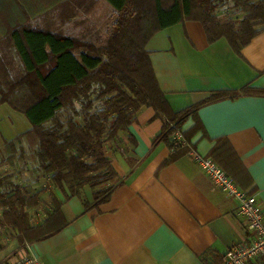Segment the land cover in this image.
Segmentation results:
<instances>
[{"label": "trees", "instance_id": "1", "mask_svg": "<svg viewBox=\"0 0 264 264\" xmlns=\"http://www.w3.org/2000/svg\"><path fill=\"white\" fill-rule=\"evenodd\" d=\"M96 1L0 0V104L22 113L30 123L28 129L4 140L0 167L38 169L37 179L45 177L65 187L64 198L76 196L84 211L107 200L122 183L104 146L121 148L123 137L132 141L128 126L142 107L150 106L154 116L163 120L151 140L152 145L162 142L170 150L160 168L193 146L190 138L200 128L195 113L201 105L251 92L246 85L215 91L205 100L173 110L152 68L150 38L162 28L195 20L208 42L224 37L238 52L261 30L254 25L264 24V0H231L232 8L224 17L218 13L223 0H103L113 19L107 34L95 42L32 23L39 12L59 6L68 20L79 8L92 9ZM188 117L194 123L182 130ZM176 130L184 145L174 137ZM207 156L240 189L252 193L247 189L248 173L227 139L216 138ZM13 177V172L0 171V226L11 239L23 246L67 223L62 201L47 186L29 193L25 183L12 184ZM85 185L91 189V201L84 194ZM44 191L47 194L42 196ZM48 201L50 206L45 207ZM40 204L46 215L32 224L30 210ZM1 237L0 251L8 246ZM201 258L207 264L205 255Z\"/></svg>", "mask_w": 264, "mask_h": 264}, {"label": "crops", "instance_id": "2", "mask_svg": "<svg viewBox=\"0 0 264 264\" xmlns=\"http://www.w3.org/2000/svg\"><path fill=\"white\" fill-rule=\"evenodd\" d=\"M220 9L219 14L226 13ZM260 27L238 52L224 37L208 42L195 20L167 26L168 35L150 38L152 68L173 110L205 100L215 91L246 85L251 92L201 105L195 113L200 128L190 138L193 146L160 168L170 150L151 140L163 120L150 106L142 107L128 126L132 141L123 137L122 150L111 143L104 146L122 183L97 207L84 211L76 196L64 198L65 187L44 184L62 201L67 223L45 238L27 242L40 264H206L204 255L207 264H225L229 247L246 239L245 228L236 200L212 183L194 155L209 157L214 140L227 139L248 173L247 189L264 208V24L254 25ZM193 123L188 117L182 130ZM6 131L9 136L0 133V147L20 133ZM83 190L91 201L90 187ZM45 211L41 204L30 210L31 223L41 222ZM246 264H264V258Z\"/></svg>", "mask_w": 264, "mask_h": 264}, {"label": "rangeland", "instance_id": "3", "mask_svg": "<svg viewBox=\"0 0 264 264\" xmlns=\"http://www.w3.org/2000/svg\"><path fill=\"white\" fill-rule=\"evenodd\" d=\"M49 8L47 10H49ZM60 8L61 6L56 9L52 8L47 12H39L38 16L32 19V23L38 26H48L51 29L60 30L64 34L78 36L83 40L94 42L105 36L111 27L113 19L112 10L111 7L103 0H97L94 7L88 11H83V8H79L68 20L59 13ZM219 8L225 9V12L228 13V11L232 8V1L223 0V3ZM226 13L220 12L221 17H224ZM165 29L166 28L158 30L155 33L154 39L156 40L164 35H168L167 30ZM26 124H28V120L21 113L10 109L5 104H2L0 107V133L2 135H8L6 129L11 132H15L14 134L21 132L26 128ZM0 171L2 174H9L13 172L15 177L12 179V184L25 183L29 193L34 192L44 184L50 182L45 177L37 179L39 176L38 169L1 166ZM45 194L43 193L42 196ZM0 235L2 236L1 239H5V241L8 239L10 241L12 240L6 230H4L3 233H0Z\"/></svg>", "mask_w": 264, "mask_h": 264}, {"label": "built area", "instance_id": "4", "mask_svg": "<svg viewBox=\"0 0 264 264\" xmlns=\"http://www.w3.org/2000/svg\"><path fill=\"white\" fill-rule=\"evenodd\" d=\"M181 145L178 130L173 133ZM193 153V152H191ZM195 160L208 175L212 183L227 196L237 202V213L241 217L246 232V239L233 243L225 254V264H246L252 259L264 258V208L260 206L255 195L240 189L237 184L210 157L195 154ZM3 233V228L0 227ZM9 241L8 250L0 254V264H40L38 257L28 251V245H20L16 239ZM14 242V244H13Z\"/></svg>", "mask_w": 264, "mask_h": 264}]
</instances>
